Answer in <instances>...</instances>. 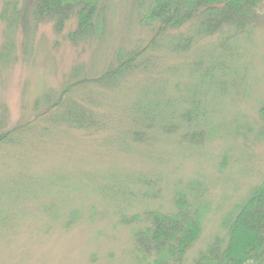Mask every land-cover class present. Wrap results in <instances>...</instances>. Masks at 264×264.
Here are the masks:
<instances>
[{
    "label": "rangeland",
    "instance_id": "obj_1",
    "mask_svg": "<svg viewBox=\"0 0 264 264\" xmlns=\"http://www.w3.org/2000/svg\"><path fill=\"white\" fill-rule=\"evenodd\" d=\"M12 1L0 0V14ZM153 2L102 0L103 34L76 44L67 37L73 19L60 33L51 23L12 30V62L0 64V134L22 127L0 144V264H138L134 233L150 225L146 213H174L180 192L201 216L183 262L192 264L264 182V27L197 37L187 25L161 41L191 36L187 52L152 50L114 80L74 88L65 100L100 117L98 131L56 123L57 109L23 126L67 85L98 78L146 46L154 29L140 19ZM6 29L0 24V55ZM210 69L214 86L199 76ZM189 104L203 111L196 131L204 140L183 143L182 121L161 135L164 115ZM141 120L153 127L147 144L131 137L145 134L135 130Z\"/></svg>",
    "mask_w": 264,
    "mask_h": 264
},
{
    "label": "trees",
    "instance_id": "obj_2",
    "mask_svg": "<svg viewBox=\"0 0 264 264\" xmlns=\"http://www.w3.org/2000/svg\"><path fill=\"white\" fill-rule=\"evenodd\" d=\"M101 3L102 0H13L12 5H8L9 12L5 9L0 14V24L5 22V27L9 29H6L9 35L1 50L0 64L6 67L5 62L8 59L12 62L13 34L19 31L25 35L29 30V22H34L35 25L51 23L53 30L60 33L68 22L75 20L74 30L67 35L72 44L100 37L104 32L100 21L103 8ZM19 4L20 7L17 8ZM140 20L144 26L154 29L146 46L131 52L126 60L121 59L114 70L98 78L79 80L67 85L52 104L36 115L32 122L23 126L30 125L57 109V115L54 117L56 123H64L89 133L93 128L98 131L103 126L98 125L100 117L93 116L80 102L65 100L71 90L114 80L122 76L127 69L138 68L142 61H148V57H142L152 50L160 52L164 49L174 52L180 49L179 52H187L193 40L191 36H180L177 40L161 42L169 32L187 25L195 27L197 37L218 35L226 29L243 34L248 29L264 27V0H154ZM14 29L16 31L12 32ZM164 44L165 48H170L165 49ZM136 61L137 65L134 64ZM148 68L145 67L142 72H146ZM199 76H202L201 79L207 78L210 85L214 86L213 70L203 73L199 71ZM198 83L197 80L196 85ZM223 91L222 87H218L213 92L223 94ZM193 106L184 105L180 113L174 114L170 111L164 115L169 123L160 129V134L166 136L176 133V123L182 121L185 126H182L185 131L183 143H201L204 133L196 130L203 111ZM259 118L264 124V104L259 110ZM137 125L135 130L142 129L145 134L133 133V141L140 144L149 143L152 125L144 126L142 120ZM21 127L1 133L0 144L7 142ZM174 205L175 212L172 214L155 211L146 213L145 220L150 222V225L133 235L138 264H183L185 256L198 241L202 229L200 214L189 211L182 192L177 194ZM137 220V216L132 219L134 222ZM122 223L127 224L128 221L123 220ZM222 228L225 230V237H217L204 252L197 255L192 264H264V182L256 186L245 202L235 207L224 219Z\"/></svg>",
    "mask_w": 264,
    "mask_h": 264
}]
</instances>
